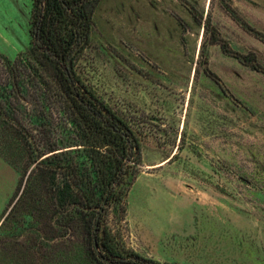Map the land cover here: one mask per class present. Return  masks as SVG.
<instances>
[{"label": "rangeland", "instance_id": "obj_1", "mask_svg": "<svg viewBox=\"0 0 264 264\" xmlns=\"http://www.w3.org/2000/svg\"><path fill=\"white\" fill-rule=\"evenodd\" d=\"M40 6L0 0V264H60L80 242L78 219L64 231L53 213L60 175L51 184L39 170L48 142L79 138L30 53ZM90 10L75 76L140 149L123 211L108 207L103 225L158 264H264V0H96Z\"/></svg>", "mask_w": 264, "mask_h": 264}, {"label": "trees", "instance_id": "obj_2", "mask_svg": "<svg viewBox=\"0 0 264 264\" xmlns=\"http://www.w3.org/2000/svg\"><path fill=\"white\" fill-rule=\"evenodd\" d=\"M94 1L96 2L38 0L42 6L38 10L40 19L36 24V45H32L30 49L33 60H36L35 64L47 72L50 82L54 83L58 94L68 106L69 122L79 135L75 144L64 143L65 145L57 147L58 141L48 142L41 153L47 155L38 163L41 179L49 177V183L52 184L53 177L60 175L64 183L60 200L62 208L58 210L54 206L53 209V213L58 211L63 218L62 221L59 219L58 225L65 231L73 218L78 219L76 237L80 242L70 250H63L58 258L60 264H108L101 256L118 264L129 261L158 264L145 260L126 248L103 225L104 210L108 207L123 211L122 201L127 189L124 178L135 172L134 168L140 162V149L138 139L132 137L125 124L105 106L98 104L87 90L81 88L80 81L75 76L76 59L87 43L91 26L90 4ZM243 61L245 64L251 63L248 58ZM25 68L31 76L38 79L41 76L34 61L26 62ZM40 81L45 85L48 83L45 80L38 82ZM16 96L18 97L17 94ZM71 146L77 147L69 148ZM44 188L47 192L51 189L49 186ZM110 188L98 219L97 251L93 239L94 223L102 200ZM24 192L25 190L12 208ZM9 214L10 212L6 217L9 218ZM17 233V236L21 235L22 230ZM65 234L61 232L59 235L63 237Z\"/></svg>", "mask_w": 264, "mask_h": 264}, {"label": "water", "instance_id": "obj_3", "mask_svg": "<svg viewBox=\"0 0 264 264\" xmlns=\"http://www.w3.org/2000/svg\"><path fill=\"white\" fill-rule=\"evenodd\" d=\"M113 185H114V183L111 185V188H112ZM111 188L107 191L106 196L102 200L101 206L99 207V210H98L97 215H96V221L94 223V238L93 239H94V246H95L97 251H99L98 244L96 242V229H97V225H98V219H99V217H100V215H101V213L103 211V207H104V205L106 203V197L110 193ZM101 258L103 260H105L108 264H118L116 261H110V260L106 259L104 256H101ZM120 264H144V263H137V262L129 261V262H122Z\"/></svg>", "mask_w": 264, "mask_h": 264}]
</instances>
